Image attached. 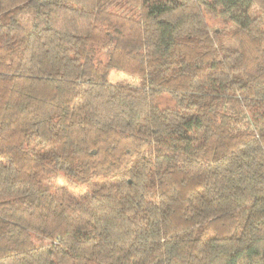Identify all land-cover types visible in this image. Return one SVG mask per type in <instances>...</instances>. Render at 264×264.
I'll return each instance as SVG.
<instances>
[{
    "label": "trees",
    "instance_id": "trees-1",
    "mask_svg": "<svg viewBox=\"0 0 264 264\" xmlns=\"http://www.w3.org/2000/svg\"><path fill=\"white\" fill-rule=\"evenodd\" d=\"M0 264H264V0H0Z\"/></svg>",
    "mask_w": 264,
    "mask_h": 264
},
{
    "label": "rangeland",
    "instance_id": "rangeland-1",
    "mask_svg": "<svg viewBox=\"0 0 264 264\" xmlns=\"http://www.w3.org/2000/svg\"><path fill=\"white\" fill-rule=\"evenodd\" d=\"M212 19L209 18V21L211 24H214V25H220L221 24L220 22H215V20L219 19V18L214 17ZM24 22L26 24L30 25L31 21H27L24 18ZM110 80L111 81H121V82L126 83V84H134V85L140 84V82H141L140 78L137 76H133V75H130L126 72L114 70V69L110 73ZM132 82H134V83H132ZM169 101H170V98H169V95H167V94L161 95L157 99V102L160 106L167 105ZM58 176L55 177L56 181L59 184H62V185L65 184L66 180H65V177L63 176V174L59 173ZM51 180H54V177Z\"/></svg>",
    "mask_w": 264,
    "mask_h": 264
}]
</instances>
